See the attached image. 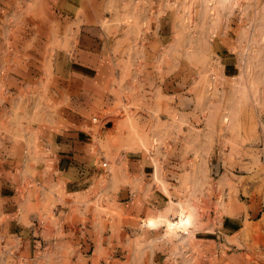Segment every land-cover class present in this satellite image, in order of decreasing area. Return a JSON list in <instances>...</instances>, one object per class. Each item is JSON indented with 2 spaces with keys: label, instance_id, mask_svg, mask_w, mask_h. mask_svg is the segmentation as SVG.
I'll list each match as a JSON object with an SVG mask.
<instances>
[{
  "label": "rangeland",
  "instance_id": "rangeland-1",
  "mask_svg": "<svg viewBox=\"0 0 264 264\" xmlns=\"http://www.w3.org/2000/svg\"><path fill=\"white\" fill-rule=\"evenodd\" d=\"M72 2L71 18L24 0L27 7L7 20L6 36L16 41L7 45L15 59L6 61L5 75L20 71L26 88L15 96L0 78V111L11 106L0 137L20 136L26 123L72 108L83 112L115 175L126 154L148 159L166 210L134 222L128 235L110 195L98 198L97 245L109 248L96 252L95 264H147L164 230L179 241L154 256L160 264H199L206 228L213 248L225 244L223 254L211 249L209 264H264V0ZM80 8L118 58L100 91L92 84L83 92L69 74ZM239 211L233 227L228 220Z\"/></svg>",
  "mask_w": 264,
  "mask_h": 264
},
{
  "label": "crops",
  "instance_id": "crops-1",
  "mask_svg": "<svg viewBox=\"0 0 264 264\" xmlns=\"http://www.w3.org/2000/svg\"><path fill=\"white\" fill-rule=\"evenodd\" d=\"M23 1L0 0V78H3L5 86L8 85L7 88L11 87L15 96L26 87L20 71L5 75L6 61L15 59V54L8 52L7 45L16 41L7 38L6 31L10 30L7 24L10 16L27 7ZM41 1L51 17L57 13L71 18L70 11L75 7L73 0ZM82 11V8L78 11L83 23L75 41L78 47L68 60L72 63L69 74L78 88L83 87V92H92V84L100 91L107 86L110 80L107 78L116 73L118 58L110 46L106 48L108 43L102 40L99 24L87 19ZM45 23L50 25L52 20ZM10 90L8 88L7 91ZM10 108L7 104L1 109L0 126L8 121L4 114ZM86 121L83 112L66 108L58 117L26 123L19 137L2 133L0 264H95L96 252L109 248L104 241L97 245L95 222L98 218L92 205L102 195H110V203L124 217L121 231L128 235L136 228L134 222L161 215L166 210L168 200L153 185L148 159L126 154L116 162L119 170L115 175L111 165L103 159L93 135L86 132ZM242 215L239 211L230 218L231 226H236ZM206 221L208 224V219ZM221 226V230L215 233L219 238L225 236V218ZM148 234L150 237L156 235L155 232ZM204 234L210 240L201 245L204 256L199 264L212 262V233L206 228ZM160 235L162 244L154 245L153 256L147 264H160V259L154 256L164 253L167 247L175 246L179 241L175 232L164 230ZM117 240L114 245L119 243ZM223 246L225 244L221 243L213 249L223 254ZM88 248L91 253H87ZM162 261L165 264L164 259Z\"/></svg>",
  "mask_w": 264,
  "mask_h": 264
},
{
  "label": "bare ground",
  "instance_id": "bare-ground-1",
  "mask_svg": "<svg viewBox=\"0 0 264 264\" xmlns=\"http://www.w3.org/2000/svg\"><path fill=\"white\" fill-rule=\"evenodd\" d=\"M210 5V4H209Z\"/></svg>",
  "mask_w": 264,
  "mask_h": 264
}]
</instances>
